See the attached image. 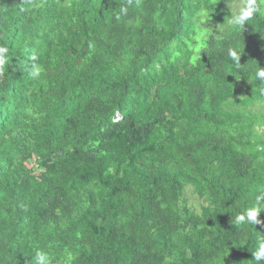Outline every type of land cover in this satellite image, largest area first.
<instances>
[{"label": "trees", "instance_id": "1", "mask_svg": "<svg viewBox=\"0 0 264 264\" xmlns=\"http://www.w3.org/2000/svg\"><path fill=\"white\" fill-rule=\"evenodd\" d=\"M231 14L0 0V264H255L264 223L235 215L264 189V17Z\"/></svg>", "mask_w": 264, "mask_h": 264}, {"label": "clouds", "instance_id": "2", "mask_svg": "<svg viewBox=\"0 0 264 264\" xmlns=\"http://www.w3.org/2000/svg\"><path fill=\"white\" fill-rule=\"evenodd\" d=\"M216 2V0H214ZM231 9V16L227 20V25L231 29L243 31L246 24L257 17H264V0H228ZM123 14H127L128 8L121 9ZM9 49L5 46H0V68L8 62ZM242 51L239 49L229 48L228 56L231 61L237 66L241 61ZM31 60L35 62L37 57L33 55ZM43 69L38 63L31 65L30 75L33 79L41 76ZM255 77L264 81V67H258L255 71ZM264 212V189H261L254 197L251 206L244 207L235 215V225L255 226L264 221L260 220V214ZM255 264H264V235L256 237L254 247L251 249ZM34 264H50V256L47 252L38 251L34 258Z\"/></svg>", "mask_w": 264, "mask_h": 264}, {"label": "rangeland", "instance_id": "3", "mask_svg": "<svg viewBox=\"0 0 264 264\" xmlns=\"http://www.w3.org/2000/svg\"><path fill=\"white\" fill-rule=\"evenodd\" d=\"M185 198L187 199L188 205L193 208L195 211L200 212V201L199 199L192 193L190 189L185 191Z\"/></svg>", "mask_w": 264, "mask_h": 264}]
</instances>
